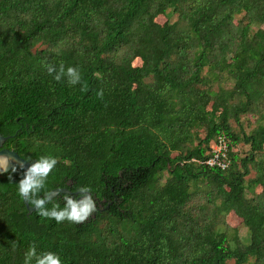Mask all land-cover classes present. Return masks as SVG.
Masks as SVG:
<instances>
[{
	"label": "trees",
	"instance_id": "trees-1",
	"mask_svg": "<svg viewBox=\"0 0 264 264\" xmlns=\"http://www.w3.org/2000/svg\"><path fill=\"white\" fill-rule=\"evenodd\" d=\"M0 134L30 164L57 159L48 189L97 204L80 225L29 214L15 166L0 264L33 243L62 264H264V0H0ZM220 137L224 170L206 163Z\"/></svg>",
	"mask_w": 264,
	"mask_h": 264
},
{
	"label": "clouds",
	"instance_id": "clouds-1",
	"mask_svg": "<svg viewBox=\"0 0 264 264\" xmlns=\"http://www.w3.org/2000/svg\"><path fill=\"white\" fill-rule=\"evenodd\" d=\"M49 75L57 82H61L65 78L70 86L82 84V76L78 68L67 67L61 63L59 67L53 64L44 65ZM87 85L83 84L81 91H86ZM103 90L97 92V96L103 99ZM58 161L52 156H41L32 163L24 173L18 185V195L37 210V214L41 217L54 219L57 223L68 221L77 225L84 224L97 211V204L93 198L92 190L88 187H79L76 191L80 194L79 199L65 195L63 197L66 204L60 207L55 204L50 210L46 205L53 201V197L57 195L54 190L48 189L47 180L56 167ZM10 166V157L0 156V170L7 172ZM19 167L22 169L23 164ZM17 168L12 167L15 173ZM11 179V176L9 177ZM41 194L42 197H41ZM15 247V243H12ZM24 264H62L60 257L53 252H39L37 246L33 243L25 254Z\"/></svg>",
	"mask_w": 264,
	"mask_h": 264
},
{
	"label": "water",
	"instance_id": "water-1",
	"mask_svg": "<svg viewBox=\"0 0 264 264\" xmlns=\"http://www.w3.org/2000/svg\"><path fill=\"white\" fill-rule=\"evenodd\" d=\"M9 139V137H4L3 135L0 134V156H8L10 157V166L8 168L7 172H4L2 170H0V176H3L5 174H8L10 171H12V167L13 166H18L20 164L24 165V173L27 171V169L31 166L30 162H28L27 160H25L24 158H22L18 153H16L13 150L10 149H6L4 148L5 143L7 142V140ZM24 178V175H23ZM57 195L59 193H65V194H70V195H78L79 193H72L69 190H64V189H58V190H54ZM55 195L53 197V199L57 196ZM27 210L29 212V214H32L33 212L36 211V209H34L32 206H30V204H28L25 200H23Z\"/></svg>",
	"mask_w": 264,
	"mask_h": 264
},
{
	"label": "rangeland",
	"instance_id": "rangeland-1",
	"mask_svg": "<svg viewBox=\"0 0 264 264\" xmlns=\"http://www.w3.org/2000/svg\"><path fill=\"white\" fill-rule=\"evenodd\" d=\"M168 18H164V17H160L158 20H159V23L163 24L167 21ZM177 16H172L170 18V21L173 23V22H176L177 21ZM232 85V83H230ZM227 86V85H226ZM251 121L252 119L249 118ZM243 124L245 127L249 126L248 123H249V120L246 119V118H243ZM232 126L234 128V130L236 131H239L240 129V126H238L237 124H235L234 122H232ZM249 150L248 146L244 147L243 144H239V145H236L234 146V151L238 154H240L241 156H244L246 154V152ZM168 177L167 174H165V178L163 179V183L165 182L166 178ZM261 190L258 189V192H260ZM205 195H201L200 197H198V199L195 201V205H200V206H203V205H206L205 204ZM199 210V209H197ZM209 210H207L206 212H208ZM200 212V211H199ZM198 212V213H199ZM241 220L237 217H235L234 221L232 222L234 225V227H238L237 229L240 231V236L244 237L246 234H247V229L244 228L242 225H241Z\"/></svg>",
	"mask_w": 264,
	"mask_h": 264
},
{
	"label": "built area",
	"instance_id": "built-area-1",
	"mask_svg": "<svg viewBox=\"0 0 264 264\" xmlns=\"http://www.w3.org/2000/svg\"><path fill=\"white\" fill-rule=\"evenodd\" d=\"M227 141L228 140H226L225 138L220 137L217 143H213L212 150L209 152V154H212L213 157L206 162L207 165H209L210 167L217 166L223 170L228 167L227 162L223 159L226 158L225 154L228 149Z\"/></svg>",
	"mask_w": 264,
	"mask_h": 264
}]
</instances>
